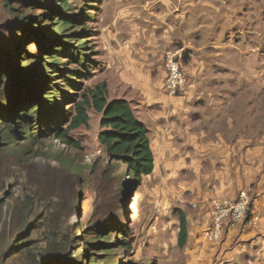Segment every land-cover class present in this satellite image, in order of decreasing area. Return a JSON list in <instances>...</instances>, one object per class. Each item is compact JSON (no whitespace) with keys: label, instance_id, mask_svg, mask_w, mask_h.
Returning a JSON list of instances; mask_svg holds the SVG:
<instances>
[{"label":"rangeland","instance_id":"rangeland-1","mask_svg":"<svg viewBox=\"0 0 264 264\" xmlns=\"http://www.w3.org/2000/svg\"><path fill=\"white\" fill-rule=\"evenodd\" d=\"M150 1L153 0H67L68 8L64 9L57 0H0V54L10 56L9 67L14 73L12 80L0 81V119L7 133V141L0 138V264L27 262L25 254L5 262L6 221L15 199L29 190L33 181L30 173L44 170L47 162L46 156L31 160L38 154L30 150L23 154L17 151L35 147L26 143L23 124L41 128L40 133L55 125L67 127L69 109L83 99L86 89L105 82L108 76L106 55L111 31L125 34L127 23L134 20L131 12H137L141 2L150 6ZM155 10L143 11L142 17L156 16ZM225 11L219 23L215 15L221 13L198 16L196 28L211 27L208 34L206 30L192 41L193 48L201 51L187 55L188 63L183 64L185 79L210 108L216 107L211 116V109L206 112L212 129L250 142L264 140V0H226ZM58 17L71 22L73 35L56 34ZM124 43L123 38L119 44ZM78 44L82 45L85 61L69 55ZM53 57H57V62L50 69L46 63ZM67 79L74 82L70 84ZM29 108L35 109V115L26 118ZM88 116L87 126L68 134L78 142V149H70L55 139L47 142L55 144V148L44 150L46 154L63 151L91 171L88 181L72 182L73 243L68 251L72 262L155 264L160 249L159 228L154 227L155 217L151 216L149 225H145V220L146 211L154 214L156 208L143 207V194L149 193L151 185L142 181L135 188L124 166L106 159L97 140L102 131L101 116L92 110ZM133 190L136 193L131 196ZM170 213L162 217L169 221ZM169 227L171 231L170 223ZM19 231H14L13 236ZM104 234H108L107 240L97 238Z\"/></svg>","mask_w":264,"mask_h":264},{"label":"crops","instance_id":"crops-1","mask_svg":"<svg viewBox=\"0 0 264 264\" xmlns=\"http://www.w3.org/2000/svg\"><path fill=\"white\" fill-rule=\"evenodd\" d=\"M150 3L141 2L138 11L131 12L134 20L127 23L125 34L111 31L105 83L108 101L129 102L135 118L148 129L154 166L142 180L151 185L149 193L143 194V207L156 208L154 214L146 211L145 220L149 225L151 216L155 217L154 227L159 228L155 264H264V140L250 142L212 129L206 112L211 109V116L217 109L192 91L187 79L176 96L163 89L164 54L179 51L186 65L184 56L201 51L193 48L192 41L206 30L208 34L211 27L198 31V16L221 13L215 15L219 23L226 13V0ZM154 7L156 16L142 17L143 11ZM123 38L125 43L119 44ZM243 189L252 200L257 221L225 227L219 240L210 242L205 231L212 201L234 200ZM169 211L168 221L162 216ZM180 213L187 232L181 248L177 245Z\"/></svg>","mask_w":264,"mask_h":264},{"label":"trees","instance_id":"trees-1","mask_svg":"<svg viewBox=\"0 0 264 264\" xmlns=\"http://www.w3.org/2000/svg\"><path fill=\"white\" fill-rule=\"evenodd\" d=\"M57 2L62 8H68L67 0H57ZM55 26L56 34L64 35L70 32L73 35L71 22L66 19L58 17ZM81 46L78 44L77 48L71 51L72 53L69 52V55L77 60L83 58L85 61ZM9 58L10 56L5 53L0 54V81L12 80L14 77V73L10 71ZM56 59L57 57H53L50 59L52 61H47L46 64H50L48 65L50 69L56 65ZM186 59L187 57L184 56V62ZM67 81L70 84L74 82L73 79H67ZM30 84L36 86L32 82ZM107 95L105 82L98 83L94 88L86 89L83 99L75 102L69 109L67 127L64 125L56 127L55 125L54 128L40 133L41 128L26 122L23 124L27 132L26 143L29 144L28 146L35 147L34 149L26 147L28 149L24 152L17 151L23 154L30 150L29 152L32 154H38L31 160L38 156H46L47 162L44 170L30 173L33 176V181L29 184V190L23 197L15 199L9 212L5 227L8 229L6 237L8 244L3 253L5 262L15 255L25 254L27 262L24 264H73L72 256L68 253L73 243L70 237L71 216L74 210L72 182L81 184L88 181L91 171L87 170L82 161H74L71 155L65 154L63 151L58 154L53 152L46 154L44 150L45 148L53 150L55 144L47 145V142L55 139L70 149H78V142L70 138L68 134L80 126H87L89 110L101 116L99 124L102 131L97 140L104 149L106 159L110 163L115 162L124 166L130 184L137 187L144 177L152 173L153 153L149 146L147 127L135 118L129 102L123 99L108 101ZM34 111V108H29L25 115L26 118L34 117ZM54 113L57 116L58 109ZM54 113L52 112L50 115ZM56 116L50 117L55 119ZM2 125H4L3 119H0V138L1 141H7V133ZM57 161L59 163H56ZM80 220L79 217L78 222ZM178 220L177 245L181 248L187 238L183 214L178 215ZM18 230L20 231L13 236L14 231ZM108 237V234H104L97 238L107 240Z\"/></svg>","mask_w":264,"mask_h":264},{"label":"built area","instance_id":"built-area-1","mask_svg":"<svg viewBox=\"0 0 264 264\" xmlns=\"http://www.w3.org/2000/svg\"><path fill=\"white\" fill-rule=\"evenodd\" d=\"M165 79L163 89L173 96L184 90L186 85L185 74L183 72L182 55L179 51H167L164 54ZM252 200L247 190L239 192V196L234 200H214L209 209L210 224L205 231L206 239L216 242L221 237L224 228H233L247 221L255 223L257 217L251 211Z\"/></svg>","mask_w":264,"mask_h":264},{"label":"bare ground","instance_id":"bare-ground-1","mask_svg":"<svg viewBox=\"0 0 264 264\" xmlns=\"http://www.w3.org/2000/svg\"><path fill=\"white\" fill-rule=\"evenodd\" d=\"M137 197H138V196H137ZM138 199H139V197L137 198V201H138ZM132 208L134 209V211H136V206H135V205H133Z\"/></svg>","mask_w":264,"mask_h":264},{"label":"water","instance_id":"water-1","mask_svg":"<svg viewBox=\"0 0 264 264\" xmlns=\"http://www.w3.org/2000/svg\"><path fill=\"white\" fill-rule=\"evenodd\" d=\"M136 188V187H135ZM134 193H136V191L135 190H133V192H131V196L134 194ZM78 216V215H77Z\"/></svg>","mask_w":264,"mask_h":264}]
</instances>
